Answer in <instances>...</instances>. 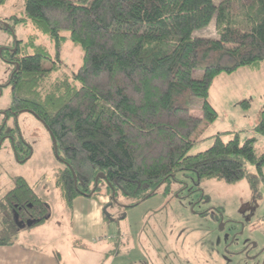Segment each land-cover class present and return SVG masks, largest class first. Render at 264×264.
I'll return each instance as SVG.
<instances>
[{
    "label": "trees",
    "instance_id": "1",
    "mask_svg": "<svg viewBox=\"0 0 264 264\" xmlns=\"http://www.w3.org/2000/svg\"><path fill=\"white\" fill-rule=\"evenodd\" d=\"M11 19L37 33L0 53L13 66L8 112L34 114L56 139L63 163L56 186L69 209L79 196H100L103 186L108 205L124 198L120 205L135 208L181 171L195 172L198 186L247 180L257 193L264 184V152H257L264 111L253 136L224 131L206 138L213 139L209 148L190 154L192 136L218 118L209 101L216 77L258 70L264 62V0H24ZM213 20L217 37L194 36ZM0 27L9 30L6 22ZM38 33L54 44V55ZM69 40L83 50L71 74L61 72ZM196 70L203 71L200 79ZM198 108L202 116L194 113ZM6 137L0 129V151ZM13 146L17 156L27 147L18 160H29L32 148L22 136ZM250 164L257 174L248 172ZM50 211L27 179L14 177L0 198V246L18 241L19 224H45Z\"/></svg>",
    "mask_w": 264,
    "mask_h": 264
},
{
    "label": "rangeland",
    "instance_id": "2",
    "mask_svg": "<svg viewBox=\"0 0 264 264\" xmlns=\"http://www.w3.org/2000/svg\"><path fill=\"white\" fill-rule=\"evenodd\" d=\"M214 1L219 4L222 0ZM23 8L24 0H10L0 6V22H6L9 27L7 31L0 27V50L15 49L17 41L23 43L30 34L37 33L32 24L10 20L20 15ZM39 36L38 42L54 55L51 40ZM194 36L217 37L215 20ZM82 58V48L67 41L62 46L61 72L77 71ZM12 69L13 66L0 57V129L7 136L0 151V198L13 187L14 177L27 179L49 204L47 222L63 241L65 231H70L71 227L70 210L56 186L63 163L54 150L48 129L34 114L22 112L16 116L8 112L12 90L6 83ZM194 75L200 79L203 71L196 70ZM209 101L216 108L218 118L213 123H204L192 136L195 145L190 154L209 148L213 139L207 137L230 131L234 126L240 127L237 132L243 138L253 136V125L264 111V62L258 70L241 68L233 74L216 77ZM194 113L202 116L200 108ZM21 136L32 148L27 161L18 160V156L26 158L27 147L20 148L17 156L13 146ZM257 152H264V137H259ZM248 172L257 174L251 164ZM197 180L195 172L181 171L168 188L162 186L155 197L135 208L122 206L127 204L124 198H119L122 205H108V220L95 231V239L99 240L97 246H103L106 253L112 247L115 254L118 246L134 244L138 249L134 264H264V184L259 183L257 193H253L247 180L228 184L211 179L199 186ZM99 193L108 195L105 186ZM121 235L125 240L118 243L119 238H114ZM120 253L125 254L124 247Z\"/></svg>",
    "mask_w": 264,
    "mask_h": 264
},
{
    "label": "crops",
    "instance_id": "3",
    "mask_svg": "<svg viewBox=\"0 0 264 264\" xmlns=\"http://www.w3.org/2000/svg\"><path fill=\"white\" fill-rule=\"evenodd\" d=\"M238 128L234 126L230 131L236 132ZM109 202L110 197L103 195L77 197L73 207H67L71 227L70 231H65L64 242L52 232L50 222L30 229L22 228L15 244L0 246V264H134L138 256L134 244L118 246L115 254L112 247L106 253L103 246H97L99 240L95 239V231L107 221L105 208ZM118 238V243L125 240L123 235ZM121 247L125 254L120 253Z\"/></svg>",
    "mask_w": 264,
    "mask_h": 264
},
{
    "label": "water",
    "instance_id": "4",
    "mask_svg": "<svg viewBox=\"0 0 264 264\" xmlns=\"http://www.w3.org/2000/svg\"><path fill=\"white\" fill-rule=\"evenodd\" d=\"M2 52V50H0V53ZM53 138V142H54V145H55V148L57 149V142H56V139L54 138V137H52ZM100 177H104V175H100ZM105 211H106V208H105ZM107 212V211H106ZM18 220V218H16V221ZM28 225H30V223L28 224ZM19 226L21 227V228H24L25 227V225H23V224H19Z\"/></svg>",
    "mask_w": 264,
    "mask_h": 264
},
{
    "label": "built area",
    "instance_id": "5",
    "mask_svg": "<svg viewBox=\"0 0 264 264\" xmlns=\"http://www.w3.org/2000/svg\"><path fill=\"white\" fill-rule=\"evenodd\" d=\"M114 239H116V237ZM117 239H118V237H117Z\"/></svg>",
    "mask_w": 264,
    "mask_h": 264
}]
</instances>
